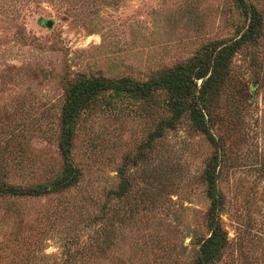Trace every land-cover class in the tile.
<instances>
[{
    "label": "rangeland",
    "instance_id": "374dc122",
    "mask_svg": "<svg viewBox=\"0 0 264 264\" xmlns=\"http://www.w3.org/2000/svg\"><path fill=\"white\" fill-rule=\"evenodd\" d=\"M244 1L262 35L232 59L207 126L215 144L187 118L152 141L166 109L109 108L111 96H101L75 127L78 182L0 198V264H193L210 234L204 177L219 153L217 216L227 242L215 264H264V0ZM245 18L233 0H0V184L28 188L62 172L61 108L79 76L143 83L232 42ZM156 95L155 104L166 98ZM115 210L113 246L81 252Z\"/></svg>",
    "mask_w": 264,
    "mask_h": 264
},
{
    "label": "trees",
    "instance_id": "16d2710c",
    "mask_svg": "<svg viewBox=\"0 0 264 264\" xmlns=\"http://www.w3.org/2000/svg\"><path fill=\"white\" fill-rule=\"evenodd\" d=\"M233 1L246 17L245 19L249 17V23L244 32L230 43L207 46L188 62L163 71L143 83H135L126 79L110 81L82 76L74 80L68 89L60 114L58 148L63 161L62 172L45 183L28 188L1 183L0 198L4 196L41 197L71 189L78 182V172L70 158L77 121L86 108L96 107L100 97H105L106 94L111 96L105 102L109 108L123 103L128 106L130 101H141L150 102L159 110L168 111L169 116L156 123L152 141L162 138L164 133L173 130L182 118H187L195 131L204 134L209 141L215 144L207 126L211 122V113L215 109L219 95L227 86L230 78L232 59L240 50L255 46L263 29V22L253 6L246 5L244 0ZM158 92H163L166 98L155 104ZM220 156V153L214 156L211 167L205 173L204 179L211 201L208 214L210 234L198 242L193 264H215L226 248V232L217 216L219 194L215 170ZM126 189L125 184L122 183L119 196H123ZM112 195L116 198V191L112 192ZM100 224L98 239L92 245H85L79 249L81 252L92 251V248L96 251L101 245L107 248L113 246L116 234L114 230L116 210L109 212L108 215L105 213ZM79 256H82L85 261L91 258V255L87 257L81 253Z\"/></svg>",
    "mask_w": 264,
    "mask_h": 264
},
{
    "label": "water",
    "instance_id": "95a60500",
    "mask_svg": "<svg viewBox=\"0 0 264 264\" xmlns=\"http://www.w3.org/2000/svg\"><path fill=\"white\" fill-rule=\"evenodd\" d=\"M52 26V23L51 22H47L46 23V27L50 28Z\"/></svg>",
    "mask_w": 264,
    "mask_h": 264
}]
</instances>
